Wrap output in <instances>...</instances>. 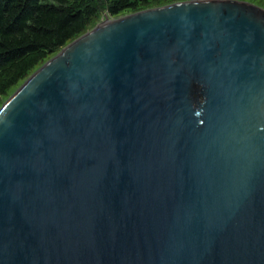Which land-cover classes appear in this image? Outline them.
Masks as SVG:
<instances>
[{
    "label": "water",
    "instance_id": "water-1",
    "mask_svg": "<svg viewBox=\"0 0 264 264\" xmlns=\"http://www.w3.org/2000/svg\"><path fill=\"white\" fill-rule=\"evenodd\" d=\"M0 264H264V10L106 19L0 108Z\"/></svg>",
    "mask_w": 264,
    "mask_h": 264
},
{
    "label": "trees",
    "instance_id": "trees-1",
    "mask_svg": "<svg viewBox=\"0 0 264 264\" xmlns=\"http://www.w3.org/2000/svg\"><path fill=\"white\" fill-rule=\"evenodd\" d=\"M163 0H0V99L38 65L92 30Z\"/></svg>",
    "mask_w": 264,
    "mask_h": 264
},
{
    "label": "rangeland",
    "instance_id": "rangeland-1",
    "mask_svg": "<svg viewBox=\"0 0 264 264\" xmlns=\"http://www.w3.org/2000/svg\"><path fill=\"white\" fill-rule=\"evenodd\" d=\"M183 1H187V0H163L160 1L158 3H153L149 6V8L147 9H152V8H157V7H162V6H166L169 4H173V3H177V2H183ZM239 1H243V2H247L250 3L254 6H257L261 9L264 10V0H239ZM146 9V10H147ZM143 11V10H142ZM134 12H131L129 14H132ZM107 16L102 15L100 17H98L93 23H92V29L95 28L97 25H99L100 23H102ZM72 42V41H71ZM69 44V43H68ZM54 56V55H53ZM53 56L49 57L48 59H46L43 63H41L40 65H38L36 67V69H34L32 72H30L21 82L20 84L15 87L10 93H8L6 96L2 97L0 99V108L3 106V104L16 92V90L35 72L37 71L44 63H46L50 58H52Z\"/></svg>",
    "mask_w": 264,
    "mask_h": 264
}]
</instances>
